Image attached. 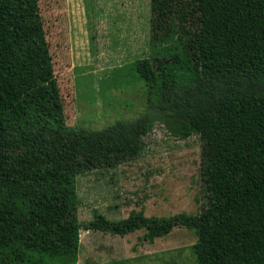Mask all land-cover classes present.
Returning a JSON list of instances; mask_svg holds the SVG:
<instances>
[{
    "label": "trees",
    "instance_id": "obj_1",
    "mask_svg": "<svg viewBox=\"0 0 264 264\" xmlns=\"http://www.w3.org/2000/svg\"><path fill=\"white\" fill-rule=\"evenodd\" d=\"M150 8L168 34L185 11L194 15L182 51L158 69L145 59L133 68L148 107L171 102L201 142L198 214L140 210L79 222L78 156L88 170L137 159L152 125L68 127L38 0H0V264H77L81 230L143 231L153 243L176 228L194 233L196 264H264V91L239 89L241 78L264 77V0H151ZM218 77L228 79L222 93L200 86Z\"/></svg>",
    "mask_w": 264,
    "mask_h": 264
},
{
    "label": "rangeland",
    "instance_id": "obj_2",
    "mask_svg": "<svg viewBox=\"0 0 264 264\" xmlns=\"http://www.w3.org/2000/svg\"><path fill=\"white\" fill-rule=\"evenodd\" d=\"M150 3L38 0L67 126L101 132L118 121L132 125L145 119L152 125L137 159L116 158L110 168L88 170L78 156L81 224L94 214L117 221L131 211L168 217L200 210L201 142L171 102L148 107L147 90L133 68L145 59L158 69L182 51L194 31V15L185 11L168 34L163 22L153 21ZM227 84L228 79L218 77L200 86L220 94ZM239 89L264 91V77L241 78ZM143 234L117 237L81 230L77 264H196L192 231L176 228L153 243L142 241Z\"/></svg>",
    "mask_w": 264,
    "mask_h": 264
}]
</instances>
